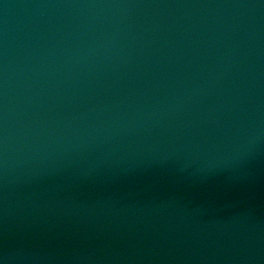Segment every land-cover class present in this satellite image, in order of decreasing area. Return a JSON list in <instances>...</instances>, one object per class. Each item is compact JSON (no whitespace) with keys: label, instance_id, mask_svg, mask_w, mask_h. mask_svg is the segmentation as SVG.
<instances>
[{"label":"clouds","instance_id":"clouds-1","mask_svg":"<svg viewBox=\"0 0 264 264\" xmlns=\"http://www.w3.org/2000/svg\"><path fill=\"white\" fill-rule=\"evenodd\" d=\"M0 264H2V261H0Z\"/></svg>","mask_w":264,"mask_h":264}]
</instances>
